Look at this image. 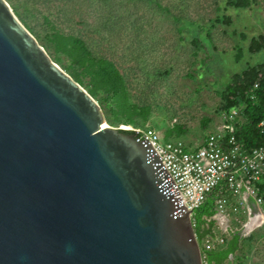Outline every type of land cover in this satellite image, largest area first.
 Returning <instances> with one entry per match:
<instances>
[{
	"label": "water",
	"instance_id": "obj_1",
	"mask_svg": "<svg viewBox=\"0 0 264 264\" xmlns=\"http://www.w3.org/2000/svg\"><path fill=\"white\" fill-rule=\"evenodd\" d=\"M194 215L0 0V264H204Z\"/></svg>",
	"mask_w": 264,
	"mask_h": 264
},
{
	"label": "rangeland",
	"instance_id": "obj_2",
	"mask_svg": "<svg viewBox=\"0 0 264 264\" xmlns=\"http://www.w3.org/2000/svg\"><path fill=\"white\" fill-rule=\"evenodd\" d=\"M53 1L56 17L62 4ZM43 5L39 8L45 12ZM136 9L126 12L137 23H129L115 46L107 32L98 37L91 32L97 25L92 13L82 29L77 21L57 22L66 32L86 29L84 38L91 47L100 41L101 52L116 62L127 80L130 102L147 113L139 116L138 126L157 129L165 141L181 139L188 148H197L211 133L225 132L221 92L234 74L264 63V49L249 50L250 39L264 34V0H253L246 9L228 6L227 0H147ZM227 15L230 23L216 21ZM196 36L201 37L198 43L192 42ZM105 115L108 124L122 125L110 110ZM216 220L213 231L220 235L222 221ZM241 229V249L227 264H264V216L244 219Z\"/></svg>",
	"mask_w": 264,
	"mask_h": 264
},
{
	"label": "trees",
	"instance_id": "obj_3",
	"mask_svg": "<svg viewBox=\"0 0 264 264\" xmlns=\"http://www.w3.org/2000/svg\"><path fill=\"white\" fill-rule=\"evenodd\" d=\"M8 1L17 17L45 47L53 60L86 88L105 112L106 109L110 110L114 118L122 122V125L118 126L121 131L134 133V127L141 124L139 116L147 113H142V109L130 102L129 86L120 67L113 59L101 52L100 41L93 42L95 47L88 44L84 38L86 29L79 34L73 31L66 32L59 27L57 21L60 20L65 24L77 21L82 25L78 29H82L92 13L97 25L91 29V32L97 37L102 31L107 32L112 35L111 39H114L112 45L115 46L122 38L120 34L123 30L129 28V23H137L136 18L126 11H138L136 7L141 3L145 5L147 0H59L62 7L56 17L52 10L56 8L52 5L53 0ZM40 4H44L47 11L44 12L39 8ZM252 4L253 0H227V5L235 8L246 9L252 7ZM124 18L128 20L126 24L121 22ZM231 20L229 15L216 18L217 22L230 23ZM200 28L206 29L205 26ZM207 32L211 36L210 31ZM199 38L201 37H194L192 42L198 43L201 41ZM262 49H264V34L253 36L250 39L249 50L258 52ZM255 83L259 84L258 88H254ZM221 95L220 110L225 114L234 108H240L234 119L226 120V137L234 134L248 148L263 145L264 136L258 131L257 124L264 119V63L248 65L241 72L234 74ZM169 135L172 136L173 133L170 132ZM206 138L198 148L205 145ZM257 187L260 190L264 189V176ZM225 193L226 190L215 188L195 211V231L207 264H227L230 257L241 249L243 238L240 230L232 232L229 237H225L223 244H217L211 250H206L204 247V240L209 236H215L213 227L216 219L213 216L217 212L216 201Z\"/></svg>",
	"mask_w": 264,
	"mask_h": 264
},
{
	"label": "built area",
	"instance_id": "obj_4",
	"mask_svg": "<svg viewBox=\"0 0 264 264\" xmlns=\"http://www.w3.org/2000/svg\"><path fill=\"white\" fill-rule=\"evenodd\" d=\"M258 86V83L254 84V88ZM239 110L232 109L226 117L234 119ZM257 129L264 136V119L258 122ZM134 130L139 131V138H147L161 157L187 211H196L207 195L217 187L227 193L217 199L214 219L229 211L228 194L237 198L230 210L236 214L235 224L240 228L244 219L252 218L248 214L244 192L251 194L264 208V189L257 187L264 176V144L248 148L234 134L226 137L225 132H216L209 134L205 145L197 149L188 148L182 140L164 141L160 132L153 127L136 126ZM193 224L196 225L194 217ZM230 231H237V228L232 227ZM225 240L223 234L209 236L204 240V247L211 250L216 243L223 244ZM205 258L204 254L203 261L207 264Z\"/></svg>",
	"mask_w": 264,
	"mask_h": 264
},
{
	"label": "crops",
	"instance_id": "obj_5",
	"mask_svg": "<svg viewBox=\"0 0 264 264\" xmlns=\"http://www.w3.org/2000/svg\"><path fill=\"white\" fill-rule=\"evenodd\" d=\"M245 196L247 197V205L249 207V213L250 216H252V220L255 219V221L260 220L262 216H264V208L259 205L253 198V196L248 192H244ZM229 197V208L233 206V204L236 202L237 198L231 194H228ZM227 212V214L224 215H219L217 219H220L222 222L218 223V226L223 230V232L220 234L224 237H229L230 234L232 233L230 231V228L235 227L237 228V231L240 230L242 231L241 228L238 229V226L235 224L236 220V214H234L231 210ZM258 218V219H256ZM217 222V220H216ZM214 232V231H213ZM235 232V231H234ZM215 233V232H214Z\"/></svg>",
	"mask_w": 264,
	"mask_h": 264
}]
</instances>
